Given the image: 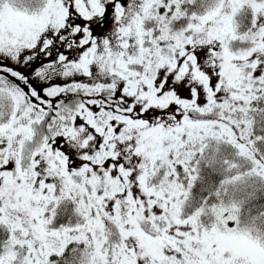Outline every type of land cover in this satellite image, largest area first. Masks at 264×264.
I'll return each instance as SVG.
<instances>
[{
  "label": "snow or ice",
  "instance_id": "snow-or-ice-1",
  "mask_svg": "<svg viewBox=\"0 0 264 264\" xmlns=\"http://www.w3.org/2000/svg\"><path fill=\"white\" fill-rule=\"evenodd\" d=\"M0 264H264V0H0Z\"/></svg>",
  "mask_w": 264,
  "mask_h": 264
}]
</instances>
